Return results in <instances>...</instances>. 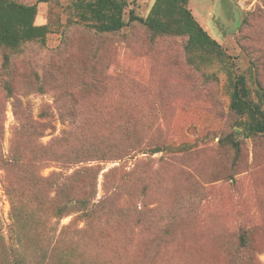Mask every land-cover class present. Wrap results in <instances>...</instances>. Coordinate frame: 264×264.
<instances>
[{"label": "rangeland", "instance_id": "374dc122", "mask_svg": "<svg viewBox=\"0 0 264 264\" xmlns=\"http://www.w3.org/2000/svg\"><path fill=\"white\" fill-rule=\"evenodd\" d=\"M12 1L49 29L0 47V236L12 202L51 220L87 196L54 232L71 223L85 264H264V134L231 109L230 80L264 112V0L187 2L222 57L141 21L100 33L73 0ZM124 1L125 21L155 2Z\"/></svg>", "mask_w": 264, "mask_h": 264}, {"label": "trees", "instance_id": "16d2710c", "mask_svg": "<svg viewBox=\"0 0 264 264\" xmlns=\"http://www.w3.org/2000/svg\"><path fill=\"white\" fill-rule=\"evenodd\" d=\"M39 1L58 3L60 0ZM73 1L76 11L97 21L95 27L100 33L117 32L134 21H141L159 35L187 36L188 55L201 53L225 56L221 45L208 34L187 8L189 0H155L146 18L132 14L128 21L123 18L126 5L124 0ZM36 15L35 5L0 0V47H16L23 42L35 40L45 42L49 28L47 25H36ZM232 79L230 80L234 84V90L231 109L250 120L248 130L251 134H264V112L260 105L250 99L245 87L246 80L239 77L234 82ZM76 174L59 175L61 181L58 182V187L69 188ZM37 180L47 179L39 177ZM92 206L90 197L84 196L74 204L63 203L56 209L53 218L48 220L26 205L12 202L9 242L0 236V264H85L83 256L79 254V247H75L80 238L72 241L62 235L63 230L69 228L71 223L62 227L57 241L54 232L61 219L76 212H83L88 216ZM46 235L47 240L44 238Z\"/></svg>", "mask_w": 264, "mask_h": 264}]
</instances>
